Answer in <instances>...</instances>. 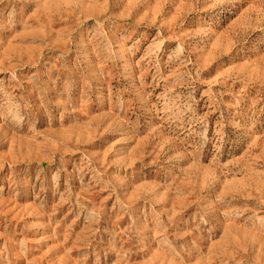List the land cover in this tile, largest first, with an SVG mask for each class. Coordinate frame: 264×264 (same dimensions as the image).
I'll use <instances>...</instances> for the list:
<instances>
[{
    "label": "rangeland",
    "instance_id": "1",
    "mask_svg": "<svg viewBox=\"0 0 264 264\" xmlns=\"http://www.w3.org/2000/svg\"><path fill=\"white\" fill-rule=\"evenodd\" d=\"M0 264H264V0H0Z\"/></svg>",
    "mask_w": 264,
    "mask_h": 264
}]
</instances>
